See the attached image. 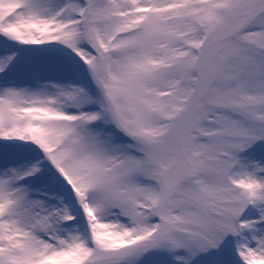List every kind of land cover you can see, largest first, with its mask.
Instances as JSON below:
<instances>
[{
    "label": "snow or ice",
    "instance_id": "6c2138e0",
    "mask_svg": "<svg viewBox=\"0 0 264 264\" xmlns=\"http://www.w3.org/2000/svg\"><path fill=\"white\" fill-rule=\"evenodd\" d=\"M0 264H264V0H0Z\"/></svg>",
    "mask_w": 264,
    "mask_h": 264
}]
</instances>
